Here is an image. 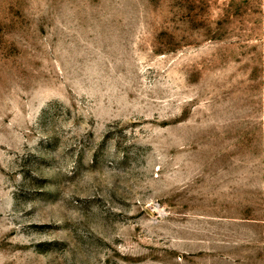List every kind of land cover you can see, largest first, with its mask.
Wrapping results in <instances>:
<instances>
[{
	"label": "rangeland",
	"instance_id": "rangeland-1",
	"mask_svg": "<svg viewBox=\"0 0 264 264\" xmlns=\"http://www.w3.org/2000/svg\"><path fill=\"white\" fill-rule=\"evenodd\" d=\"M0 264H264V0H0Z\"/></svg>",
	"mask_w": 264,
	"mask_h": 264
}]
</instances>
